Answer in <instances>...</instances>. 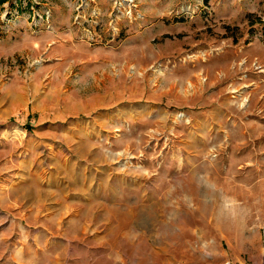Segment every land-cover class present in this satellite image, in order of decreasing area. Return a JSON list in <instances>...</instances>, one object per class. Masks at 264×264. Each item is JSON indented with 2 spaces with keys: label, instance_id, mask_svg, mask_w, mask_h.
Instances as JSON below:
<instances>
[{
  "label": "rangeland",
  "instance_id": "374dc122",
  "mask_svg": "<svg viewBox=\"0 0 264 264\" xmlns=\"http://www.w3.org/2000/svg\"><path fill=\"white\" fill-rule=\"evenodd\" d=\"M0 264H264V0H0Z\"/></svg>",
  "mask_w": 264,
  "mask_h": 264
},
{
  "label": "clouds",
  "instance_id": "9594fccd",
  "mask_svg": "<svg viewBox=\"0 0 264 264\" xmlns=\"http://www.w3.org/2000/svg\"><path fill=\"white\" fill-rule=\"evenodd\" d=\"M225 207L231 208L232 204L230 202H226Z\"/></svg>",
  "mask_w": 264,
  "mask_h": 264
}]
</instances>
